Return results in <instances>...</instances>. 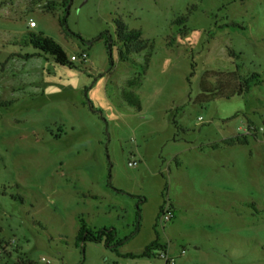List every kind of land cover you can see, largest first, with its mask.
<instances>
[{
    "label": "rangeland",
    "instance_id": "1",
    "mask_svg": "<svg viewBox=\"0 0 264 264\" xmlns=\"http://www.w3.org/2000/svg\"><path fill=\"white\" fill-rule=\"evenodd\" d=\"M117 19L147 45L128 61ZM29 33L88 60L25 58ZM231 71L262 82L194 102ZM236 135L247 143L222 144ZM164 196L176 226L157 224ZM80 217L113 227L120 250L157 232L172 249L199 246L203 264H264V0H0V241L36 264H133L104 242L76 245Z\"/></svg>",
    "mask_w": 264,
    "mask_h": 264
},
{
    "label": "trees",
    "instance_id": "2",
    "mask_svg": "<svg viewBox=\"0 0 264 264\" xmlns=\"http://www.w3.org/2000/svg\"><path fill=\"white\" fill-rule=\"evenodd\" d=\"M68 0H62V5H66ZM45 7L48 10H52L55 7V2H48ZM185 17L177 19L178 23H182ZM64 20L59 19L60 26L63 25ZM115 34L118 41L122 44L123 50L119 52V58L121 61H128L131 53H140L147 48L146 43L141 39L140 30H129L125 24L117 19L115 20ZM28 41L30 45L35 49L34 53L24 55L25 58H30L36 55L48 54L52 57L55 63L59 65H68L70 68L74 67V62L70 61L65 54L63 48L52 38L45 36L41 33L28 34ZM171 44V43H170ZM149 62V55L145 56L144 68L147 67ZM216 84L214 86H203L201 85V93L195 98L194 102L200 105L211 101L214 98L229 100L234 96H240L248 93L253 86L259 85L262 80L260 74L254 72L250 75L241 78L236 72H220ZM136 84L135 78L128 79L126 85L131 88ZM123 101L129 106L133 107L137 112L140 111V103L131 91L123 90L121 93ZM177 131H185V128L179 126L175 119L172 120ZM175 137H173V140ZM176 140V139H175ZM247 140L245 137L236 135L223 139L222 144L234 145V144H246ZM219 145H211L212 148H217ZM168 198L173 208L171 199L169 196H164L163 201ZM161 210V206H160ZM82 241H90L94 243L104 242L105 246L113 252H118V248L122 244L123 240L117 238L116 230L113 227L103 226L102 228L93 230L89 228L82 217L79 218V226L75 236V244ZM167 244L161 242L157 232H155V238L148 243L141 253L137 256L152 257L157 256L159 251H166ZM130 256H134L128 253ZM0 264H36L35 261L28 258L25 254L20 253L17 247H13L6 241H0ZM49 264V263H47Z\"/></svg>",
    "mask_w": 264,
    "mask_h": 264
},
{
    "label": "crops",
    "instance_id": "3",
    "mask_svg": "<svg viewBox=\"0 0 264 264\" xmlns=\"http://www.w3.org/2000/svg\"><path fill=\"white\" fill-rule=\"evenodd\" d=\"M173 137H175L176 140L179 139H183L182 136L176 134L175 135V131L172 134V136L170 137L171 140H173ZM173 141H176V140ZM223 141V140H222ZM214 144H218V143H214L209 141L208 143H206L205 145H214ZM170 198V197H169ZM172 205H173V213H174V218L173 220H175V226L177 225L176 222L178 223L179 221V217L175 214L176 209L178 208V205L172 201ZM155 238V236H154ZM154 238H151L150 240H147L143 243H140L134 250H132L131 252H128L126 250H120L121 246L118 248V252H114L116 255H122V256H128V253H131L134 256H130V259H124V260H130L127 261V263H133V264H153L152 261H150V259H148L147 257L144 256H137L139 253L142 252V250L144 249V247L150 243ZM207 238V237H205ZM203 239V238H202ZM163 243H166L165 241H161ZM196 248V250L193 253H189L188 249L186 248H181L179 251L177 249H172L171 247H169V245L167 244L166 247V251L168 253V255H170L171 257H174L176 259L175 264H203V255L199 254V246H194ZM198 247V248H197ZM184 251V252H183ZM113 252V251H111ZM160 259V258H158ZM163 264H166L164 260L160 259Z\"/></svg>",
    "mask_w": 264,
    "mask_h": 264
},
{
    "label": "built area",
    "instance_id": "4",
    "mask_svg": "<svg viewBox=\"0 0 264 264\" xmlns=\"http://www.w3.org/2000/svg\"><path fill=\"white\" fill-rule=\"evenodd\" d=\"M31 27L35 26V22L33 20H30L29 22ZM69 60L72 62H79V63H85L88 60V55L85 51H81L78 54H71L69 57ZM135 162H129L128 165H134ZM174 218L173 208L171 206V203L168 198H166L161 205L160 214L157 219V224L164 228V226L172 221ZM184 252V251H183ZM158 258L165 261L166 264H175L176 259L174 257H171L168 255L167 251H159L158 252Z\"/></svg>",
    "mask_w": 264,
    "mask_h": 264
},
{
    "label": "water",
    "instance_id": "5",
    "mask_svg": "<svg viewBox=\"0 0 264 264\" xmlns=\"http://www.w3.org/2000/svg\"><path fill=\"white\" fill-rule=\"evenodd\" d=\"M90 43V41L89 42H87V44H89Z\"/></svg>",
    "mask_w": 264,
    "mask_h": 264
}]
</instances>
